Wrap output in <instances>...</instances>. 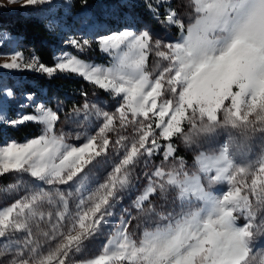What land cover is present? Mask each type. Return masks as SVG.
<instances>
[{
  "label": "snow or ice",
  "instance_id": "snow-or-ice-1",
  "mask_svg": "<svg viewBox=\"0 0 264 264\" xmlns=\"http://www.w3.org/2000/svg\"><path fill=\"white\" fill-rule=\"evenodd\" d=\"M161 2L157 0L158 4ZM7 3L38 10V6L50 5L53 0H7ZM188 6L192 14L187 21L177 9L168 8L165 22L180 32L175 42L153 41L148 31L137 33L127 26L118 32L99 34L101 50L116 51V63L110 68L90 66L66 54L54 66H46L34 57L25 61L20 53L0 66L34 70L49 77L57 72L78 74L123 101L116 109L118 116L87 103L83 105L85 114L94 109L97 116L103 117V126L80 146L66 143L63 133H55L59 110L37 104L31 94L25 99L35 114L8 121L14 127L26 122L44 127L36 138L0 146V173H30L37 181L53 186L58 197L57 210L47 212L50 239L58 242L46 254L41 251L44 246L33 238L31 222L36 217L45 219L40 208L45 201L53 204L52 193L33 191L30 197L0 210V238L27 234L23 248L8 264H66L70 253L81 252L114 215V206L123 198L122 193L131 189L130 169L140 157L152 158L162 152L163 160L168 161L177 152L171 142L173 137L181 136L191 143L183 122L191 128H197L199 123L198 130L205 133L230 126L244 134H264V0H189ZM148 7L153 5L149 3ZM67 43L80 52L92 45L88 39L75 37H70ZM151 53L162 62L154 75L147 69ZM13 95L12 87L0 83V97ZM80 111L74 109L73 114ZM116 121L121 128L134 127L137 138L130 151L125 148L122 161L106 182L87 200L79 199L73 215L68 198L71 192L66 196L56 186L71 188L89 165L107 154L110 144L107 134L117 130ZM123 140L120 137L114 144L123 146ZM202 156L203 153L194 158L202 165L200 171L211 173L215 169L214 174L206 176L207 187L227 182L226 191L214 194L206 190L200 176H189L184 171L182 157L176 158L179 166L171 170L157 167L148 176L149 183L134 202V208L143 211V205L150 204L152 196L167 200L168 194L175 191L176 199L188 210L173 217L172 213H157L150 204L146 223L151 219L156 225L146 227L137 241L128 234L134 217L125 209L102 253L84 264H254L257 259L264 264V250L259 257L254 251L255 212L248 195L251 193L258 204L264 205V158L259 159L258 167L252 163L237 165L229 157L226 145L218 157L208 158L210 162H205ZM241 216L247 217L243 225L237 223ZM68 221L67 231L61 230ZM49 235L44 233L45 237ZM23 249L28 250L27 257ZM0 264L5 262L0 260Z\"/></svg>",
  "mask_w": 264,
  "mask_h": 264
},
{
  "label": "rangeland",
  "instance_id": "rangeland-1",
  "mask_svg": "<svg viewBox=\"0 0 264 264\" xmlns=\"http://www.w3.org/2000/svg\"><path fill=\"white\" fill-rule=\"evenodd\" d=\"M72 1L73 0H53V3L50 5L38 6V10H34L30 7L22 8L19 5H12L7 3V0H0V4H4L5 6L2 8L9 12L18 10L30 11V13L42 18L49 24V28L51 29L49 34L55 40L54 65L66 54L69 57L76 56L87 62L90 66H99L105 69L115 65L116 51L104 52L101 50L99 46V34H102L103 29L107 33L114 29L117 30L114 32H118L127 26L137 33L145 30L148 31L152 35L153 41L161 40L165 43L175 42L179 39L180 32L175 26L165 22L166 16L162 23L156 20V26H153L150 19L139 21V19H137V16L139 17V12L141 10H146L150 13L151 17L157 18L156 15L159 13L165 12L167 15L168 8L171 7L177 9L180 16L185 19V21H187L190 14H192V8L188 6L189 0H162L159 4L157 0H120L124 9L121 8L118 12L119 6L112 3L100 4L97 0L84 3L81 11L72 10ZM149 3L153 5L152 8L148 7ZM103 12H108V16L105 17ZM133 12H135V14ZM120 13H122V16H120L119 19L114 20L113 17H110L111 14L120 15ZM54 20L56 21L55 24L52 23ZM82 20H87L89 22L82 23ZM110 23L112 26H110ZM109 26L112 28L115 26L116 28L111 29ZM70 37L88 39L92 41V45L85 51L80 52L67 43ZM17 44L18 40L15 37L0 33V66L4 63H10L12 56L15 53H20L17 49ZM22 56L25 61H30L33 58L31 55ZM160 63L162 62L159 61V58H157L154 53L149 54L147 61L148 71L154 75L158 71ZM20 74L41 75L44 73L34 70L3 69L0 67V83L14 89L13 96L7 98L0 97V117H3V119H0V125L2 126L14 127L9 124L8 121L28 114L26 108H32V114H35L34 108L28 106V101L25 99L28 94H31L34 101L40 104L34 93L23 91L21 84L24 79L16 77ZM75 75L81 77L78 74ZM102 91L107 93V95H98L85 101L78 107L81 109L80 112L76 114L72 113V115L67 116V118L58 115L59 119L54 126V130L57 135L61 133L64 134L66 143L80 146L86 142L88 136L96 135L99 127L103 126V117L97 116L94 109L90 110L88 114L82 111L84 104L87 103L90 106H95V109H99L101 112L113 114L116 113V109L123 103L120 97L114 96L105 90ZM21 102L24 104L23 107H21ZM116 115L118 116V113H116ZM129 118L131 119V117ZM37 124L41 128V132H43L44 126L40 123ZM115 124L117 130L107 134L110 140L107 154L97 158V160L93 162V165H89L85 169V172L80 174V178H78L75 183H72L71 188L67 185L56 186L63 191L66 196L71 192V196L68 198L69 209L73 215H75L76 205L79 203V199L83 197L87 200L101 184L106 182L108 176L114 171V168L122 161L125 148L130 151L133 140L137 138L136 129L131 125L121 128L118 121H116ZM182 127L184 128L185 134L191 137V143H186L181 136L173 137L171 142L176 147L177 152L175 157L169 158L168 161L163 160L162 152L154 155L152 158L140 157L130 169L133 177L132 187L124 191L122 193L123 198L116 202L113 209L114 215L108 218V222L101 228L100 233L95 238L88 241L87 246L83 248L81 252L75 254L70 253V257L66 261V264H84L86 260L101 254L103 245L110 236L114 234L111 230L115 228L120 218L124 216L125 209L129 210L132 213V217H134L128 226V234L137 241L142 237L146 227L154 228L156 225V221L151 219L146 223V217L148 216L147 210L150 204L155 207L157 213L162 212L165 215L172 213L173 217L178 216L182 211L188 210L176 199L175 191L168 194L167 200L161 199L158 195L152 196L150 198V204L149 202H145L143 205V211L134 208V202L142 195L149 183L148 176L151 175L157 167H163L165 171L171 170L174 166H179V160L176 158L182 157L185 163L184 171H186L189 176H200L201 183L205 185L206 190H211L214 194H219L221 191L227 190V182L217 183L209 189L207 187L206 176L214 174L215 169H212L211 173L201 172L200 169L202 165L195 161V157L203 153L202 159H204L205 162H210L208 158L218 157L226 145L228 147L229 157L233 159L234 163L237 165L247 166L252 163L256 164L258 167L259 159L264 158V134L262 133L244 134L241 130L232 129L230 126L228 128H219L213 133H205L198 130L200 127L199 123L197 124V128H191L186 121L183 122ZM120 137H124L122 141L123 146L114 144ZM8 143H11V141L0 144V146H5ZM1 174L7 175L10 180L7 186L0 187V210L10 207L13 203L25 196L30 197L33 191L42 189L45 192L53 194V204L49 205L45 201L40 208L41 211L45 212V219L41 220L39 217H36L31 222L33 238L37 239L38 242L44 246L41 251L46 254L47 249L49 247H54L58 242L57 240L50 239L51 225L47 219L48 211L55 212L57 210L58 197L55 195V188L37 181L27 172L18 174L16 171H9L8 173H0V175ZM248 182L250 183V179ZM242 194H244V192H242ZM248 195L253 205V211L255 212V217L252 220L254 231L256 232L254 251L255 255L259 257L261 255V250H264V205L258 204L256 197L252 196L251 193H248ZM192 199L195 201L194 197ZM125 218L127 219L126 216ZM245 222H247L246 216H241L237 221L239 225H243ZM69 226L70 221L66 222L61 230L67 231V227ZM45 232L50 234L49 237L44 236ZM26 235V233H14L7 239L0 238V253H3L0 255V260L8 264V261L15 258L19 250L23 248ZM23 254L27 257L29 254L28 250L23 249ZM254 264H259V259L255 260Z\"/></svg>",
  "mask_w": 264,
  "mask_h": 264
},
{
  "label": "trees",
  "instance_id": "trees-1",
  "mask_svg": "<svg viewBox=\"0 0 264 264\" xmlns=\"http://www.w3.org/2000/svg\"><path fill=\"white\" fill-rule=\"evenodd\" d=\"M92 1L96 0H73L71 9L81 11L84 3ZM97 1H99L100 4L112 3L119 6L117 12L121 8L124 9L120 0ZM133 13L135 14V12ZM108 14V12H103L105 17H107ZM112 14L110 17H113L114 20L122 16V13H120V15ZM165 16L166 13L163 12L156 15L157 18H155L151 17L148 11L141 10L137 19H139V21L150 19L153 26H156L155 21L157 20L159 23H162ZM110 26H112L111 23ZM110 28L114 29L116 27L113 26V28ZM50 31L49 24L42 18L30 13V11L18 10L9 12L0 7V33L15 37L18 40L17 49L22 55H31L36 58L39 63L46 66H54L55 40L50 36ZM114 31L117 30L114 29L107 33L103 29L102 34H109ZM16 77L24 79L21 84L23 91L34 93L40 103L50 107L52 110H59L58 115L64 116L65 118L71 116L73 110L77 109L85 101L98 95H107V93L103 92L94 84L68 72H57L51 77L44 74H20ZM26 109L28 114L33 113L32 108L29 107ZM41 133L40 126L35 122H26L17 127L0 125V144H4L8 141L22 143L40 136ZM18 174H22V172H18ZM9 180L7 175L1 174L0 187L7 186Z\"/></svg>",
  "mask_w": 264,
  "mask_h": 264
}]
</instances>
